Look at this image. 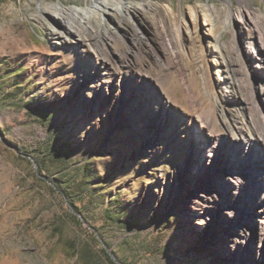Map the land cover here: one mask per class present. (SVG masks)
Listing matches in <instances>:
<instances>
[{
	"label": "rangeland",
	"instance_id": "obj_1",
	"mask_svg": "<svg viewBox=\"0 0 264 264\" xmlns=\"http://www.w3.org/2000/svg\"><path fill=\"white\" fill-rule=\"evenodd\" d=\"M93 1L0 0V264H256L261 188L240 193L234 251L235 189L218 178L208 219L177 175L209 155L198 119L226 133L225 63L262 96L264 0H108L123 10L74 22ZM65 25L90 49L58 40Z\"/></svg>",
	"mask_w": 264,
	"mask_h": 264
},
{
	"label": "bare ground",
	"instance_id": "obj_2",
	"mask_svg": "<svg viewBox=\"0 0 264 264\" xmlns=\"http://www.w3.org/2000/svg\"><path fill=\"white\" fill-rule=\"evenodd\" d=\"M114 6L117 7L116 11L121 12L123 10L122 1L112 4L108 0H94L92 9H82L73 13L72 20L74 22L84 21L88 17L93 16L95 11H114ZM100 19L102 20L101 14ZM250 27H255L251 18ZM58 40H65L74 46L90 49L89 44H86V40L74 26L65 25L63 30L58 33ZM252 49L254 50L251 53L248 52L250 66L252 70L254 68L256 70L261 69L264 67V55L257 52L258 47H253ZM97 60L98 75H105L109 67L107 62L99 58ZM224 69L223 83L227 88L224 100L226 102L225 110L227 115L222 116V123L226 129V133L217 135L210 129L208 123L198 119L205 139L206 148L203 150L209 151V155L207 154L201 160L190 155L192 162L189 159H187V162L185 161V165L178 172V182L189 188L184 206L193 208L194 210H201L210 219L211 215H213L211 214L212 208L215 205L217 207L219 205V195L215 189L217 180L219 177H224L229 181L230 185L235 189L234 196L231 199L233 205L230 204L229 210L223 212L227 215L230 214L232 219H229L231 221L229 224L233 225V230L228 228L224 236L231 241L230 245L234 251L239 250L241 246L244 247L250 240V230L247 228V225L251 220H246L247 218L245 221L243 219L240 220L236 215L237 208L239 207L237 201L239 198H242L240 193H243L245 187L248 185L260 187V200L254 198L258 197L257 192L255 194L253 190L251 192V189L244 200H252L254 198L262 204L259 209L254 208L255 214L252 216L259 223L258 228L255 230L259 247V257L256 264H264V117L261 114V109L264 108V82H261L259 86L262 93L261 97L247 98V92L250 90L248 77L244 76L243 80L238 79L235 69L226 63ZM104 79V82H107L106 78ZM231 151L233 153L229 154ZM233 154L240 161L237 164H234L233 160H230ZM249 158L252 159L250 162ZM222 163H224V167L222 165L219 168ZM228 166L231 168L229 167L227 171L226 168ZM193 171L194 174L192 173ZM213 173L220 174L216 175L212 180ZM209 224L210 222H205L203 227L204 232L208 229Z\"/></svg>",
	"mask_w": 264,
	"mask_h": 264
},
{
	"label": "trees",
	"instance_id": "obj_3",
	"mask_svg": "<svg viewBox=\"0 0 264 264\" xmlns=\"http://www.w3.org/2000/svg\"><path fill=\"white\" fill-rule=\"evenodd\" d=\"M165 166V165H164ZM112 263H114L113 261H112Z\"/></svg>",
	"mask_w": 264,
	"mask_h": 264
}]
</instances>
